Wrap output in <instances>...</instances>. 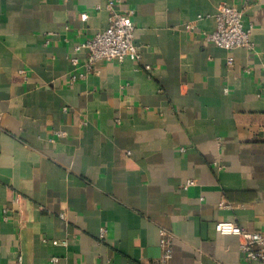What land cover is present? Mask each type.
I'll use <instances>...</instances> for the list:
<instances>
[{
    "label": "crops",
    "instance_id": "0c3cea01",
    "mask_svg": "<svg viewBox=\"0 0 264 264\" xmlns=\"http://www.w3.org/2000/svg\"><path fill=\"white\" fill-rule=\"evenodd\" d=\"M221 2L253 48L205 39ZM117 8L141 58L88 67L106 0H0V264H151L162 229L170 264H259L216 223L264 230V0Z\"/></svg>",
    "mask_w": 264,
    "mask_h": 264
},
{
    "label": "built area",
    "instance_id": "2783aa9c",
    "mask_svg": "<svg viewBox=\"0 0 264 264\" xmlns=\"http://www.w3.org/2000/svg\"><path fill=\"white\" fill-rule=\"evenodd\" d=\"M119 0H106L108 10V25L105 29L97 31L90 38L75 46V52L84 50L86 53V65L91 67L100 60L122 61L125 58L140 60L141 46L134 42V25L131 20L132 10L126 11L117 8ZM99 8V6H97ZM87 18L86 12L81 14ZM201 15H198V18ZM215 26L213 30L205 33V39L227 50L238 47L253 48L250 34L252 25H246L243 21V11L235 4L221 2L213 14ZM190 26V25H189ZM193 30L195 25L190 26ZM74 65L78 64L75 55L70 57ZM233 63V57L227 59ZM145 68H149L145 65ZM76 78L72 75V80ZM193 179L184 183V188L193 184ZM217 230L224 234H235L239 238V248L243 258L247 261L255 260L264 264V230H250L235 221L221 220L216 223ZM159 244L161 255L151 264H170L172 256V238L164 229L160 231Z\"/></svg>",
    "mask_w": 264,
    "mask_h": 264
}]
</instances>
